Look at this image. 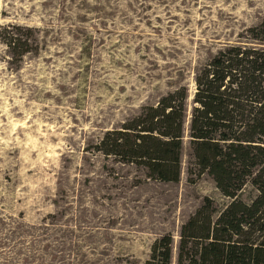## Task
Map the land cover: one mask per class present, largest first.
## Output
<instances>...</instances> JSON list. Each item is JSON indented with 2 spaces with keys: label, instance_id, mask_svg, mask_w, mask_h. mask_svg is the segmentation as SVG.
Wrapping results in <instances>:
<instances>
[{
  "label": "rangeland",
  "instance_id": "1",
  "mask_svg": "<svg viewBox=\"0 0 264 264\" xmlns=\"http://www.w3.org/2000/svg\"><path fill=\"white\" fill-rule=\"evenodd\" d=\"M263 18L264 0H0V28L37 40L21 60L0 41V264H144L204 198L224 204L188 182L187 138L176 184L94 146L178 86L189 116L196 71Z\"/></svg>",
  "mask_w": 264,
  "mask_h": 264
},
{
  "label": "trees",
  "instance_id": "2",
  "mask_svg": "<svg viewBox=\"0 0 264 264\" xmlns=\"http://www.w3.org/2000/svg\"><path fill=\"white\" fill-rule=\"evenodd\" d=\"M28 35L0 28L1 43L18 60L35 49ZM243 39L196 71L189 116L188 90L178 86L94 146L148 180L176 184L187 138L188 182L207 175L226 201L204 198L176 235L152 244L144 264H264V18Z\"/></svg>",
  "mask_w": 264,
  "mask_h": 264
}]
</instances>
